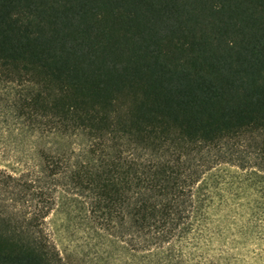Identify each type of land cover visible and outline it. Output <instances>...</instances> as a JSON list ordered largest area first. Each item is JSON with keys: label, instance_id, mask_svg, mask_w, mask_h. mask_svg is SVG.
<instances>
[{"label": "trees", "instance_id": "16d2710c", "mask_svg": "<svg viewBox=\"0 0 264 264\" xmlns=\"http://www.w3.org/2000/svg\"><path fill=\"white\" fill-rule=\"evenodd\" d=\"M0 116L34 139L0 168V264H65L63 195L141 264L264 233V0H0Z\"/></svg>", "mask_w": 264, "mask_h": 264}, {"label": "rangeland", "instance_id": "374dc122", "mask_svg": "<svg viewBox=\"0 0 264 264\" xmlns=\"http://www.w3.org/2000/svg\"><path fill=\"white\" fill-rule=\"evenodd\" d=\"M10 116H0V168L23 170L32 160L34 139L20 135ZM224 227L218 252L227 250L224 264H264V233L253 226ZM51 240L65 264H141L126 244L105 230L88 212L86 199L63 195L46 219ZM215 247V249H216Z\"/></svg>", "mask_w": 264, "mask_h": 264}]
</instances>
